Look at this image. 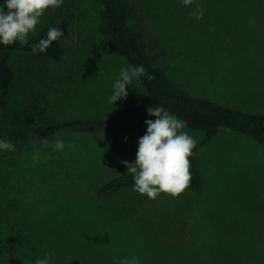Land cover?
<instances>
[{"label":"rangeland","instance_id":"1","mask_svg":"<svg viewBox=\"0 0 264 264\" xmlns=\"http://www.w3.org/2000/svg\"><path fill=\"white\" fill-rule=\"evenodd\" d=\"M129 2L144 18L145 42L156 45L147 49L154 65L178 87L264 113V0ZM197 6L203 19L190 14ZM99 9L97 0H63L45 11L38 32L72 17L58 61L11 56L15 79L0 139L15 150L0 151V264H35L46 254L49 264H114L113 257L132 255L138 264H264V147L247 135L220 129L197 151L202 188L150 200L133 188L104 198L95 189L128 173L122 162L135 161L144 121L155 117L94 134L65 132L62 151L31 133L40 122L111 117L145 94L135 78L126 98L108 102L128 64L99 33Z\"/></svg>","mask_w":264,"mask_h":264},{"label":"trees","instance_id":"2","mask_svg":"<svg viewBox=\"0 0 264 264\" xmlns=\"http://www.w3.org/2000/svg\"><path fill=\"white\" fill-rule=\"evenodd\" d=\"M97 1L100 3L98 31L109 50L122 55L128 65H142L155 78L148 80L146 77H139L145 94L136 105L125 106L115 115L104 119L75 118L62 122L46 121L34 124L31 126V133L37 139L47 138L49 141H54L52 135L54 132L94 134L113 130L146 116L148 107H163L169 113L182 119L186 128L201 131L203 134V137L196 141L194 154L189 157V171L192 176L189 188L192 191H199L202 188L197 151L214 138L220 129L245 134L264 147V113H249L232 109L212 100L193 96L178 87L161 68L154 65L153 58L149 56L147 49L156 48V45L154 41L145 42L144 18L133 9L129 0ZM3 3L4 0H1V5ZM71 21L70 14H63L59 21L44 27L35 37L30 38L28 45L22 46L18 43L7 47L0 45V123L3 121L2 113L7 108L8 95L15 79L10 63L12 54L21 52L58 61L63 53L62 41L69 34ZM49 27L61 29L63 35L54 41L45 53L34 54L31 46L41 38H46ZM133 185L132 175L126 173L100 184L95 189V193L99 198H104L133 188ZM208 264L218 263L212 261Z\"/></svg>","mask_w":264,"mask_h":264},{"label":"clouds","instance_id":"3","mask_svg":"<svg viewBox=\"0 0 264 264\" xmlns=\"http://www.w3.org/2000/svg\"><path fill=\"white\" fill-rule=\"evenodd\" d=\"M195 0H181L184 7L192 5ZM63 4V0H4L0 5V45H28L31 36L38 32V25L46 10H55ZM197 20L203 19L204 9L197 6L191 13ZM63 35L56 27H49L46 38H41L31 46V51L45 53L54 41ZM146 77L153 80V74L148 73L142 65L121 67L119 78L112 85L109 103L114 105L121 98H126V86L133 79ZM146 134L139 138L136 159L134 162L123 161L127 172L134 181L133 190L146 194L150 200H156L160 193H167L170 198H178L189 187L192 179L189 171V157L192 156L196 140L185 129V122L176 115L169 113L163 107L153 106L146 109ZM54 143L50 145L47 138L42 140L44 146H51L56 151H62L65 143L61 132H54ZM71 147L74 149L75 144ZM15 146L6 139H0V151H14ZM51 256L46 254L38 258L35 264H49ZM114 264H138L135 255L117 259Z\"/></svg>","mask_w":264,"mask_h":264}]
</instances>
